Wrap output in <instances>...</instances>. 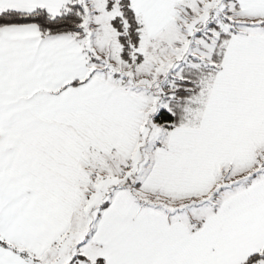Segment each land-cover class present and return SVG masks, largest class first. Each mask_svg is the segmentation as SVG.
Listing matches in <instances>:
<instances>
[{"label":"snow or ice","instance_id":"1","mask_svg":"<svg viewBox=\"0 0 264 264\" xmlns=\"http://www.w3.org/2000/svg\"><path fill=\"white\" fill-rule=\"evenodd\" d=\"M0 264H264V0H0Z\"/></svg>","mask_w":264,"mask_h":264}]
</instances>
